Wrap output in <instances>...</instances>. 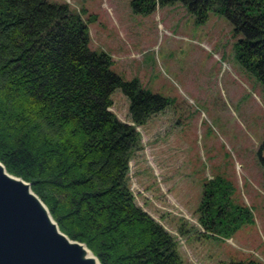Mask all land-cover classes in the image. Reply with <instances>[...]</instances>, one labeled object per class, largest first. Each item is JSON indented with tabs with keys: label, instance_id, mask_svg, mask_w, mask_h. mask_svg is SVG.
<instances>
[{
	"label": "trees",
	"instance_id": "1",
	"mask_svg": "<svg viewBox=\"0 0 264 264\" xmlns=\"http://www.w3.org/2000/svg\"><path fill=\"white\" fill-rule=\"evenodd\" d=\"M177 1L199 21L210 10L225 15L242 34L238 60L264 87V0L132 4L146 11ZM89 17L67 2L0 0V162L30 183L59 229L100 264H188L175 237L135 202L129 183V161L143 148L136 126L168 100L122 78L108 53L90 48ZM116 88L128 99L131 123L111 110ZM220 189L211 180L201 206L219 204ZM218 208L201 214L215 223Z\"/></svg>",
	"mask_w": 264,
	"mask_h": 264
},
{
	"label": "rangeland",
	"instance_id": "2",
	"mask_svg": "<svg viewBox=\"0 0 264 264\" xmlns=\"http://www.w3.org/2000/svg\"><path fill=\"white\" fill-rule=\"evenodd\" d=\"M51 1L90 16V48L108 53L122 78L168 100L136 126L143 148L128 171L135 202L175 237L188 264L264 263V87L236 56L242 34L225 15L210 10L199 21L180 1L146 11L133 0ZM111 99L131 123L120 88ZM211 180L220 203L203 207ZM216 206L214 223L201 211Z\"/></svg>",
	"mask_w": 264,
	"mask_h": 264
},
{
	"label": "water",
	"instance_id": "3",
	"mask_svg": "<svg viewBox=\"0 0 264 264\" xmlns=\"http://www.w3.org/2000/svg\"><path fill=\"white\" fill-rule=\"evenodd\" d=\"M58 227L30 183L0 162V264H100Z\"/></svg>",
	"mask_w": 264,
	"mask_h": 264
},
{
	"label": "bare ground",
	"instance_id": "4",
	"mask_svg": "<svg viewBox=\"0 0 264 264\" xmlns=\"http://www.w3.org/2000/svg\"><path fill=\"white\" fill-rule=\"evenodd\" d=\"M86 255L92 256V253L88 249H86Z\"/></svg>",
	"mask_w": 264,
	"mask_h": 264
},
{
	"label": "crops",
	"instance_id": "5",
	"mask_svg": "<svg viewBox=\"0 0 264 264\" xmlns=\"http://www.w3.org/2000/svg\"><path fill=\"white\" fill-rule=\"evenodd\" d=\"M141 142H142V138H141Z\"/></svg>",
	"mask_w": 264,
	"mask_h": 264
}]
</instances>
